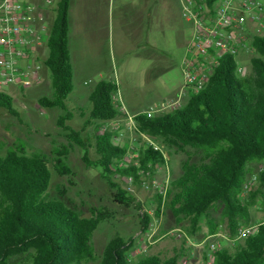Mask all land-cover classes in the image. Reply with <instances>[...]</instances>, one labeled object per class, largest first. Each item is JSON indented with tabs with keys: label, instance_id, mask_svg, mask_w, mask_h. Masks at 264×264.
<instances>
[{
	"label": "trees",
	"instance_id": "trees-1",
	"mask_svg": "<svg viewBox=\"0 0 264 264\" xmlns=\"http://www.w3.org/2000/svg\"><path fill=\"white\" fill-rule=\"evenodd\" d=\"M216 1L204 0L209 8ZM69 5L70 0H59L55 8L46 41L48 54L43 60L53 93L51 98L39 99L41 107L65 112L58 117L57 126L64 132L67 144L53 149L51 159L39 153L26 155L22 145L8 149L0 157V264H178L179 257L185 254L168 259L152 255L131 262L133 239L118 233L98 256L92 237L109 213L92 210L90 217L83 218L61 201L46 198L51 179L48 165L59 176L71 175L66 160L76 145L82 151V162L98 170L113 191L114 203L137 211L142 209V204L112 179V160L124 151L112 143L109 134L99 133V122L118 115L112 102L117 93L116 83L101 80L88 97L84 127L96 124L93 159L89 156L90 140L65 123L72 117L65 107L73 78L68 50ZM251 46L260 57L252 59L250 76H235V58L224 56L203 88L193 92L181 109L151 118L139 115L135 119L140 131L188 155L181 163L180 175L171 181L167 205L177 220L182 217L188 221L191 236L199 230L201 217L206 219L209 235L218 232L219 224L210 215L218 202L223 205L227 236L234 237L242 224L250 222L253 194L244 202L240 192L249 173L247 165L264 161V36L255 37ZM0 108L17 116L13 99L7 94L0 93ZM188 149L199 156L197 161H191ZM158 159L161 160L160 156L150 151L140 157L142 164ZM133 171L128 168L123 173ZM256 180L258 187L264 185V169L256 173ZM138 217L142 232H146L151 217L146 213ZM22 257L25 262L17 263ZM202 259L205 264H264V225L238 243L234 251L219 248L214 251L211 263H207L205 254Z\"/></svg>",
	"mask_w": 264,
	"mask_h": 264
},
{
	"label": "rangeland",
	"instance_id": "rangeland-1",
	"mask_svg": "<svg viewBox=\"0 0 264 264\" xmlns=\"http://www.w3.org/2000/svg\"><path fill=\"white\" fill-rule=\"evenodd\" d=\"M58 2L59 0H52L53 12L49 17L50 24L55 17V8ZM119 4L120 0H70L69 22L72 28L76 25L82 27L86 25L89 33L88 40L98 41L101 45H105L107 41H113L115 54V61H109L108 56L104 53L102 62L100 60L90 62L84 60L83 58L86 57L78 53L72 61L75 69L72 78V92L65 102L66 110L72 114V117L65 123L72 129L79 131L82 138L90 140L89 144L92 147L89 156L91 159L95 157L93 137L96 133V124L93 123L84 127V123L88 117V97L97 82L107 80L116 83L119 99L131 114L146 110L153 103L176 100L177 96L174 98L163 97V82L171 81L178 86L183 83L181 76H178L174 69L175 63L167 60L160 65L155 62L152 63L153 68H147L146 66L150 62H144L133 76L126 78L123 75L120 60L124 59L126 55H119L114 49L115 45L122 39L121 35H123V6L120 7ZM73 43L75 44V41L71 38V44ZM47 54L48 48L45 45L42 49V55L38 57L40 63L43 64ZM259 57L260 54L254 48L250 55L238 54L235 59L238 63L237 67L242 68V72L234 71V75L239 78L250 76L252 73L251 61L253 58ZM84 81L86 82L85 85H83ZM3 90L12 97L17 116L10 115L6 110L0 108V157L5 156L8 149L22 145L26 155L39 153L51 159L52 150L61 145H66L67 140L62 129L57 126L58 117L65 112L58 108L46 109L39 104L40 98H51L53 93L49 71L43 65L39 83L23 92H18L15 87H8ZM190 92L193 93L192 90ZM187 98L188 95H184L178 99L181 104H184ZM167 149L170 155L173 180L180 175L181 163L187 159L188 155L169 147ZM187 151L192 162L198 160L199 156L195 152L189 149ZM81 156V149L73 145L66 160L72 173L68 176L57 175L51 164L48 165L51 179L46 198L61 201L66 207L83 218L90 217L92 210H106L109 213L108 218L100 222L92 237L96 255H101L108 240L118 233L122 237L133 239V246L129 252L131 262L152 255L161 259H168L183 253L185 257H179L178 264H182L184 259L187 260V264H205L201 255L196 254L194 257L189 255L191 250L187 249L188 246L184 241L167 234L171 230L179 229L188 235L193 245L198 247L204 237L209 235L208 225L204 217L199 220V230L191 236L188 233V221L182 217L177 220L166 204L163 219L158 226V233L148 241L139 223V211L134 208H124L114 203L113 191L100 177L99 171L87 167L82 162ZM263 167L264 161L249 163L247 165L249 173L245 181L263 170ZM251 193L253 194V205L249 208L250 222L247 225L264 219V185L258 187L256 180L248 192L243 193L241 190L240 199L246 202ZM129 194L134 197L136 202L145 206L148 205L152 197L151 193L139 189H135ZM222 210L223 205L218 202L210 210V215L214 223L219 224L218 231L228 235L226 221H223L222 218ZM221 222L223 223L220 224ZM221 247L230 249V251H234L235 248L227 246L225 242H221ZM182 249H185L186 252H182ZM25 260L26 258L22 257L16 262L23 263Z\"/></svg>",
	"mask_w": 264,
	"mask_h": 264
},
{
	"label": "built area",
	"instance_id": "built-area-1",
	"mask_svg": "<svg viewBox=\"0 0 264 264\" xmlns=\"http://www.w3.org/2000/svg\"><path fill=\"white\" fill-rule=\"evenodd\" d=\"M180 3L182 17L191 29L181 66L183 89L191 88L196 92L203 88L224 56L250 55L252 40L264 34V0H218L212 8L204 0H180ZM51 5L52 0H0V93L7 94L3 89L8 87L23 92L39 83L43 64L38 57L49 36ZM237 72L241 73L242 68L237 67ZM112 102L118 115L99 122V133L109 134L112 143L124 151L112 160L113 181L128 193L135 189L151 193L148 205H142L139 211V215L146 213L151 217L145 232L150 241L158 233L168 202L172 181L170 155L163 142L139 130L135 119L139 115L151 118L171 113L181 109L183 104L177 98L153 103L146 110L131 114L117 93L112 96ZM146 151L159 155L161 160L142 164L140 157ZM128 168L134 171L123 173ZM255 182L256 175L245 181L243 193ZM263 225L264 219L241 225L234 237L218 231L204 237L201 247L193 245L188 235L179 229L167 234L184 241L191 250V257L205 254L210 263L214 251L222 248L221 242L235 247ZM182 264H187V260L184 259Z\"/></svg>",
	"mask_w": 264,
	"mask_h": 264
},
{
	"label": "crops",
	"instance_id": "crops-1",
	"mask_svg": "<svg viewBox=\"0 0 264 264\" xmlns=\"http://www.w3.org/2000/svg\"><path fill=\"white\" fill-rule=\"evenodd\" d=\"M119 6H123V35L114 49L119 55H126L120 60L123 75L126 78L133 76L144 62H150L151 65L148 64L146 67L153 68L152 63L160 65L167 60L175 63L174 69L182 78L181 66L185 59L186 43L191 29L181 17L180 0H120ZM69 14L70 5L68 50L71 65L78 53L86 57L83 58L84 60L90 62L99 60L102 62L104 53L109 61H115L113 41H107L105 45L95 40L89 41L87 26L76 25L72 28ZM71 38L74 39L75 44H71ZM72 69L74 76L73 65ZM142 71L144 72V69ZM85 83L84 81L83 85ZM162 88L164 98L188 95L187 102L192 95L191 88L183 89V83L178 86L171 81L163 82Z\"/></svg>",
	"mask_w": 264,
	"mask_h": 264
}]
</instances>
